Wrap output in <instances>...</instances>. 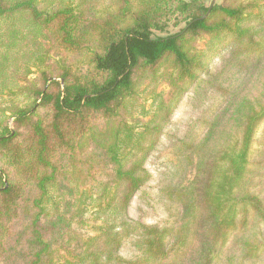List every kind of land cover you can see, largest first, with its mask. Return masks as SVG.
Segmentation results:
<instances>
[{
	"label": "trees",
	"instance_id": "16d2710c",
	"mask_svg": "<svg viewBox=\"0 0 264 264\" xmlns=\"http://www.w3.org/2000/svg\"><path fill=\"white\" fill-rule=\"evenodd\" d=\"M248 5L0 0V264H264V63L256 94L244 81L180 140L175 229L128 215L146 156L206 66L195 42L230 38L235 59L264 58Z\"/></svg>",
	"mask_w": 264,
	"mask_h": 264
},
{
	"label": "rangeland",
	"instance_id": "374dc122",
	"mask_svg": "<svg viewBox=\"0 0 264 264\" xmlns=\"http://www.w3.org/2000/svg\"><path fill=\"white\" fill-rule=\"evenodd\" d=\"M231 1L233 0H204V3L210 6L214 2ZM235 1L250 2L244 12L245 19L250 23L257 22L260 17L264 19V0ZM174 29L176 28L169 26L170 31ZM195 45L196 50L202 52L206 66L198 73L195 81L188 85L170 113L168 121L164 123L156 145L144 160V166L149 172L150 178L134 194L129 204V217L144 224L157 227L168 226L169 229H175V226L178 225L180 206L172 190L175 182L182 176L177 169L178 157L183 158L186 153L180 140L188 142L196 134L200 137L205 125L212 121L213 112L222 109L221 106L226 104L229 94L232 92L231 95L234 96L239 91H245L241 89L244 81L248 82L250 79L248 87L251 90L249 92L256 94L260 90L254 88L256 86L254 85L256 83L254 72L264 63V58L256 63L254 61L252 64L248 63L250 65L242 59H235L230 53L232 49L229 50L230 38L218 39L214 44H210L205 37L197 40ZM235 52L238 57L244 53L240 50ZM152 87L156 93L159 92L162 95L161 97L165 99L166 103L167 100L169 101L172 89L167 83L161 82L157 85L155 83ZM145 98L147 99L145 102L147 108L151 101L149 95L145 94ZM148 118L149 115L140 116L139 120ZM263 128L264 121L260 123V128L256 131L255 141L260 139ZM188 171V169L185 170V177ZM133 252L134 250L129 245H123L121 249V253L127 257L132 256Z\"/></svg>",
	"mask_w": 264,
	"mask_h": 264
}]
</instances>
